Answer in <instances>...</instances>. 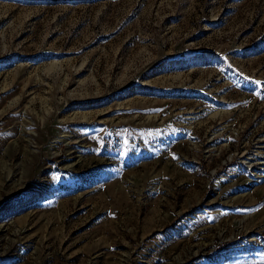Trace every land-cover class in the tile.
<instances>
[{"label":"rangeland","instance_id":"374dc122","mask_svg":"<svg viewBox=\"0 0 264 264\" xmlns=\"http://www.w3.org/2000/svg\"><path fill=\"white\" fill-rule=\"evenodd\" d=\"M0 264H264V0H0Z\"/></svg>","mask_w":264,"mask_h":264},{"label":"snow or ice","instance_id":"6c2138e0","mask_svg":"<svg viewBox=\"0 0 264 264\" xmlns=\"http://www.w3.org/2000/svg\"><path fill=\"white\" fill-rule=\"evenodd\" d=\"M250 79V78H249ZM255 83L256 84H260L261 82L260 81H255ZM129 152H130V149L128 148V141H124V147H123V149L121 150V151H119L118 153H117V156H119V157H126L128 154H129ZM59 177H57V179H58Z\"/></svg>","mask_w":264,"mask_h":264}]
</instances>
